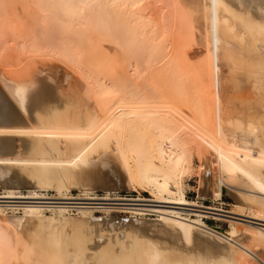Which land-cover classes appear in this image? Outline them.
<instances>
[{"label":"bare ground","instance_id":"1","mask_svg":"<svg viewBox=\"0 0 264 264\" xmlns=\"http://www.w3.org/2000/svg\"><path fill=\"white\" fill-rule=\"evenodd\" d=\"M11 42L25 60L0 70L1 184L130 201L111 200L114 182L184 203L194 154L203 191L233 190L264 219V0H0V47ZM16 190L0 195V264H264L257 227L222 233L172 212L161 227L177 242L95 234Z\"/></svg>","mask_w":264,"mask_h":264},{"label":"rangeland","instance_id":"2","mask_svg":"<svg viewBox=\"0 0 264 264\" xmlns=\"http://www.w3.org/2000/svg\"><path fill=\"white\" fill-rule=\"evenodd\" d=\"M11 43L8 44V47L11 46ZM86 43L82 49L83 55H81V57L83 58L90 56L87 53L90 52L88 50V46L90 47L91 44L89 42H86ZM13 46H14L13 43H12L11 49L8 48L6 45L4 46V48H7L10 50L9 52L3 47H0V50H1L0 53H5L6 51L8 52L5 54H0V67H2L0 68V70H5L6 67H7L6 70L10 68L14 69V68H17L18 66L19 67L22 66L21 65L22 63L24 64L23 62V60H25L24 56L19 55L20 56L19 57L16 52H15L16 54L15 55L12 51ZM15 60L17 61L16 63H15ZM64 67L68 68L69 70H71L70 69L71 67L72 68L71 71H73L74 69V67L70 65H64ZM65 68L62 69L63 72L61 69H59L58 71L56 70V72H59V74H56V72H54L55 70L52 72H54L53 74H56L55 76L58 79H61L62 75L66 72L65 70H68ZM69 72L70 71H68V74L71 73ZM76 72L77 71L72 72L70 74L72 76V80H71L72 83L77 82V80H79L77 79L79 78V74H77L78 76L77 78L75 77L76 74L73 75ZM74 79L76 81H73ZM0 95L4 96V93L1 90V88H0ZM198 167H199V161L196 155L193 154L191 157V163H190V168H189L190 170H188V172H186L183 175L182 184H181L182 186L181 188H183L181 191L182 193L181 198L183 199V202H184V203L182 202L181 203L183 205H181V203L179 202L178 204L176 201H172V200H169L170 203L169 201L165 202L164 200L162 201L157 200V197L155 195L156 192L154 193L152 188H150L151 189L150 190L148 189L149 187L141 188V187L136 186L134 189L131 190V189H128L123 183L119 184V183H114V182H110L106 186L107 188H115V189L117 186H120V189L118 191L112 190L111 197H110L111 200L112 199H123V200H130V201L87 200V198H92V197L96 199H101V198L105 199L106 192L104 191V189H101V188L96 189L94 191L95 193L94 192L90 193L89 196H86L77 188H71L67 192L61 191L59 193L61 196H59L58 191H56L54 188L53 189L52 188L50 189L49 188H46V189L37 188L36 189V188H30L28 185H25V184L18 185L17 187L16 185L14 184L11 185L8 182H5L3 184L0 183V195L3 194L5 189L6 190L7 189L16 190L17 189L16 191H19L18 194H20L17 196H21V197H34L33 195H30V194L35 192L40 197H43V198L45 197L47 199L21 200V201H26L27 203H29V204H26L27 206L34 205V204L37 205V203L38 205H40L43 203L40 206L62 207L65 205L67 207H71L70 212L64 215L65 216L64 218L69 219V220H71L72 218V220L74 221L83 220V219H88V220L92 219L91 224L94 227L95 234H98L99 231L103 234H105V232L107 234H114L115 232L120 233L123 230H132L142 235L155 238V239H159L165 242H177V239L174 236H171L165 233L161 227L160 218L163 216L165 217L166 215H171L172 212L179 213L180 216L183 218H187L191 220H195V219L203 220L207 228L212 229V230H217L222 233L230 231L229 230L230 221L233 223H239V224L241 223L247 226L249 225L255 228L257 227L258 229L264 231L263 230L264 229V219H259V218L257 219L253 216L251 217V215L248 214V211H246L245 209L242 210L243 208L239 209L240 204L239 202H237L236 195L232 192L233 190L231 191L226 190V192L218 198L215 197L214 195L211 196L212 193L210 189L208 191H203L202 188H200L199 186L200 179L198 175L199 173ZM164 198L167 199L166 196ZM135 200H141V201L133 202ZM88 205L89 207H87ZM80 208H95L93 209L94 221H93V218L83 217L80 214H78L77 210ZM104 208H116V209L111 210L110 214H106L104 213ZM139 210H143V212L141 211L142 212L141 213ZM156 210H159L160 213L159 211H156ZM8 213L11 214V212H8ZM15 213L17 216L23 215L22 214L23 212L21 210ZM45 215L49 217L50 216L49 211H46ZM79 217L81 219H78ZM138 221H139V224H138ZM178 244L181 245L179 242ZM199 248H200V252L202 253L211 252L206 247H199Z\"/></svg>","mask_w":264,"mask_h":264}]
</instances>
